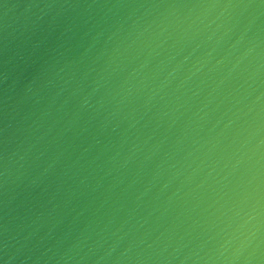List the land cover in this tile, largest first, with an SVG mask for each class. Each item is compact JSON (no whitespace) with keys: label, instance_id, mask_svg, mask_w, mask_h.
I'll return each instance as SVG.
<instances>
[{"label":"water","instance_id":"1","mask_svg":"<svg viewBox=\"0 0 264 264\" xmlns=\"http://www.w3.org/2000/svg\"><path fill=\"white\" fill-rule=\"evenodd\" d=\"M0 264H264V0H0Z\"/></svg>","mask_w":264,"mask_h":264}]
</instances>
